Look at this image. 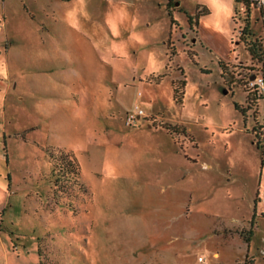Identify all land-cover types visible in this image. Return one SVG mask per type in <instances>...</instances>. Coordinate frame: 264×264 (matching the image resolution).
I'll return each instance as SVG.
<instances>
[{
  "label": "rangeland",
  "instance_id": "rangeland-1",
  "mask_svg": "<svg viewBox=\"0 0 264 264\" xmlns=\"http://www.w3.org/2000/svg\"><path fill=\"white\" fill-rule=\"evenodd\" d=\"M165 1L0 0V264H264L261 10Z\"/></svg>",
  "mask_w": 264,
  "mask_h": 264
},
{
  "label": "trees",
  "instance_id": "trees-1",
  "mask_svg": "<svg viewBox=\"0 0 264 264\" xmlns=\"http://www.w3.org/2000/svg\"><path fill=\"white\" fill-rule=\"evenodd\" d=\"M237 1L242 2L244 4L245 12L247 14V17H246L247 23H246L245 28H243L242 34H241V41H242V40H245L242 38L243 34H245L246 36L251 33L249 31L251 29L250 28L251 12H252L253 6L257 5V1L256 0H237ZM171 2L172 0H169L167 7H168L169 16L171 17V20L173 23L175 20L173 18L172 11L169 8ZM259 8L261 10V13L263 16V22H264V6L263 5L259 6ZM208 12H209V9L206 6L201 7V5H198L195 16L200 18L201 15L208 14ZM192 19H193V15H189V20L191 22H192ZM245 41L247 44V49L250 52L251 58L253 60H257L258 62L262 63V66H263L262 77L264 78V44L258 39H255L254 41H248V40H245ZM172 53H174V51H172ZM220 65L222 68V76L227 80L228 79L227 67L224 61H221ZM163 77L164 75L152 76L151 80L156 83H159ZM186 85H187V82H186L185 77L181 79L173 80L174 99L177 103H183L185 92H186ZM245 91L247 92V96H246L247 105L243 106L242 104L235 102V107L242 113V115L244 116V120L246 121L248 111L252 109L257 104V102L262 98L263 90L257 84H255L250 88L246 87ZM158 125L167 128L171 132L179 131V128H180L179 126L171 125L168 123H159ZM253 133H255V140L258 146H260L261 144H264V123L260 125L259 122H257L254 126ZM50 152H51L52 157L56 160L55 161L56 165L57 164L59 165L60 170L69 169L70 171L74 172L75 175L78 173V169H79L78 162L71 152L60 151L56 153L54 152V150H51ZM249 233L252 235L253 229H250ZM248 240H250L249 237H248Z\"/></svg>",
  "mask_w": 264,
  "mask_h": 264
},
{
  "label": "built area",
  "instance_id": "built-area-1",
  "mask_svg": "<svg viewBox=\"0 0 264 264\" xmlns=\"http://www.w3.org/2000/svg\"><path fill=\"white\" fill-rule=\"evenodd\" d=\"M257 5L259 6H264V0H256ZM4 21L0 19V28L4 26ZM252 84L255 85L257 84L262 90H264V78L262 76H257L255 80L252 81Z\"/></svg>",
  "mask_w": 264,
  "mask_h": 264
},
{
  "label": "crops",
  "instance_id": "crops-1",
  "mask_svg": "<svg viewBox=\"0 0 264 264\" xmlns=\"http://www.w3.org/2000/svg\"><path fill=\"white\" fill-rule=\"evenodd\" d=\"M168 2H169V0H166L165 3H164V5H165V10H166V8H167ZM177 3H178V2H177ZM192 14H193V13H191V15H192ZM205 22H206V21H205L204 19H202V17H201L200 22H199V27H198V33L200 32V29H201L202 25H205ZM208 25H209V24H208ZM199 36H200V35H199ZM3 40H4V39L1 40V43L4 42Z\"/></svg>",
  "mask_w": 264,
  "mask_h": 264
},
{
  "label": "water",
  "instance_id": "water-1",
  "mask_svg": "<svg viewBox=\"0 0 264 264\" xmlns=\"http://www.w3.org/2000/svg\"><path fill=\"white\" fill-rule=\"evenodd\" d=\"M225 92H227V91L225 90Z\"/></svg>",
  "mask_w": 264,
  "mask_h": 264
}]
</instances>
